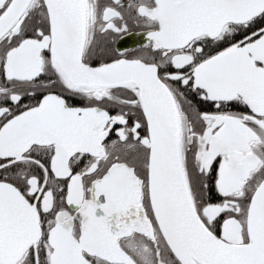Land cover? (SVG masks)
I'll use <instances>...</instances> for the list:
<instances>
[{
  "label": "snow or ice",
  "instance_id": "obj_1",
  "mask_svg": "<svg viewBox=\"0 0 264 264\" xmlns=\"http://www.w3.org/2000/svg\"><path fill=\"white\" fill-rule=\"evenodd\" d=\"M0 264H264V0H0Z\"/></svg>",
  "mask_w": 264,
  "mask_h": 264
}]
</instances>
